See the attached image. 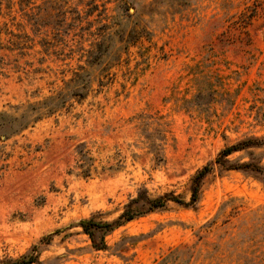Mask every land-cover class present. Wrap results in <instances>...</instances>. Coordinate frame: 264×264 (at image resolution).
Masks as SVG:
<instances>
[{"label": "rangeland", "instance_id": "obj_1", "mask_svg": "<svg viewBox=\"0 0 264 264\" xmlns=\"http://www.w3.org/2000/svg\"><path fill=\"white\" fill-rule=\"evenodd\" d=\"M0 114V260L58 229L41 264H264L249 169L214 165L195 205L168 201L106 249L76 225L142 189L188 201L224 146L264 140V0H0ZM228 159L264 167V145Z\"/></svg>", "mask_w": 264, "mask_h": 264}, {"label": "trees", "instance_id": "obj_2", "mask_svg": "<svg viewBox=\"0 0 264 264\" xmlns=\"http://www.w3.org/2000/svg\"><path fill=\"white\" fill-rule=\"evenodd\" d=\"M3 114H0V118ZM3 123V122H0ZM0 128L4 129L3 125L0 124ZM2 134L4 131H1ZM264 145V140L257 137H248L233 144L224 146L214 157L212 161L204 164L200 169H198L191 177L190 182V196L188 201H185L181 197L174 195L171 192L163 193L161 195L151 197L145 189L139 190L137 195L125 204L123 210L119 215L110 220H102L95 216H90L86 218H81L77 221L76 225L81 228V231L86 234L92 246L95 249H106L107 245L105 243V234L117 229L118 227L126 224L127 222L143 216L153 210L163 208L168 201H173L185 206L195 205L200 196V187L202 180L206 174H208L214 165H218L224 169H249L251 171H256L264 174V167L253 163H238L234 164L229 159L228 156L232 153L240 150H244L248 147ZM58 229L51 233L45 234L40 237L37 243L31 245V247L15 258H7L0 260V264H41L39 255L41 250V245L48 244L52 237L57 234ZM99 239L97 240V236Z\"/></svg>", "mask_w": 264, "mask_h": 264}]
</instances>
